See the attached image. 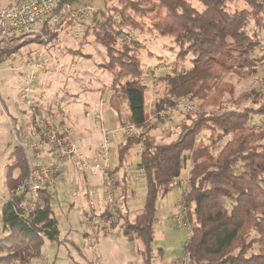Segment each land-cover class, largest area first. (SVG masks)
<instances>
[{
  "label": "trees",
  "instance_id": "trees-1",
  "mask_svg": "<svg viewBox=\"0 0 264 264\" xmlns=\"http://www.w3.org/2000/svg\"><path fill=\"white\" fill-rule=\"evenodd\" d=\"M194 1L202 8L198 9ZM232 1L236 0H119L114 7L98 10L93 16V27H87L84 38L92 33L101 49L102 61L95 64L113 77L101 89V99L109 91L121 94L127 112L125 116L121 110L117 112V126L139 129L137 135L118 146L119 164L114 172L124 170L130 150L142 144L140 166L146 184L143 210L133 221L124 218L121 227L128 241L141 246L143 264L154 262L159 198L174 190L189 155L194 164L183 201L191 224L185 246L187 264H264V142L261 143L264 129L249 127L252 115L264 116V105L261 109L238 111L234 106L246 95L237 97L235 86L221 81L224 75L253 74L258 64L264 62V54L256 56L264 52V0H238L247 3V8L230 11ZM127 29L156 39H170L179 48L178 60L183 64L193 58L189 61L190 68L176 67L160 78L166 84L165 95L154 103L153 121L146 108L144 63L140 56L143 45L130 39L131 31ZM22 47L0 51V64ZM72 54L79 58L82 53ZM180 100L202 102L201 113L188 115L176 125L178 136L159 144L152 135L161 120L158 115L175 109ZM50 112L46 113L41 106L35 113L43 115L45 125H52L54 118ZM57 112L58 116L66 115L62 109ZM35 113L27 112L29 127L21 126L17 117L7 113L21 143L27 133L38 140ZM1 120L7 122L3 113ZM13 134L0 154L2 162L12 150L4 167L7 189L11 191L18 189L29 175L25 149L13 139ZM172 135L169 131L168 137ZM224 139H227L224 146L217 151ZM54 151L52 148L51 153ZM38 152L30 151L32 160ZM237 165L242 172H235ZM127 181L125 174L115 182L116 188L123 186L126 192ZM26 198L24 195L17 202ZM225 199L233 201L230 208L224 204ZM30 200L37 204V210L31 214L32 229L10 206L3 209L0 264H31L39 258L45 240L37 236L38 229L45 231L49 243L60 238L54 195L41 190ZM126 201L125 198L123 202ZM254 247L258 252H254Z\"/></svg>",
  "mask_w": 264,
  "mask_h": 264
},
{
  "label": "rangeland",
  "instance_id": "rangeland-1",
  "mask_svg": "<svg viewBox=\"0 0 264 264\" xmlns=\"http://www.w3.org/2000/svg\"><path fill=\"white\" fill-rule=\"evenodd\" d=\"M10 2L11 0H0V9L6 7ZM118 2L119 0H78L74 2L76 6L92 7L95 9V13L87 15L79 21L77 20L70 23L64 21L63 24L60 25V33H49L50 40L48 43L38 39L33 43H15L9 47V49H11L17 46H23L18 53L14 54L10 59L6 60V62L0 64V154L1 149H3L7 141L10 140L12 132L14 133L13 139H16L19 144L21 143L16 136L12 121L8 118L7 113H9L10 116L12 115L17 117L21 126L29 127L31 123L27 122L26 120L27 112L29 114H31V112L35 113L37 109L41 108V106L43 109H45L46 113L51 111L50 113L54 118L52 125H45L43 123V115L40 113H35V115H41L42 124L45 127H54L74 140L85 158L91 160L96 157L98 158V156L101 154V143H103L102 130L106 129L110 131L111 144L109 146L110 151L108 155V173L112 179L115 192L117 222L109 229L112 230V234H118V238H115V240H118L116 243V247L118 248H116V252L113 255H108V260L106 261H108V264H143L139 253L141 246L137 243L128 241L124 236L121 227L125 222L124 218L128 217L130 221H133L135 217L142 212L141 210H143L146 197V184L145 175L142 167L140 166V155L143 150L142 144L135 145L130 150L124 170L118 172L117 174L114 172L115 168L119 164L118 146L125 142L127 138L137 135L139 133V129L136 126H117L118 129H112V124H114V122L117 124V112L121 110V114L125 116L127 107L125 102H123L121 94H114L112 92L110 94L111 98H109V100L108 98L101 99V89L103 86L109 85V83H111L113 78L111 75L112 73L99 69L95 64V62H101L102 57L100 56L101 49L95 44L94 35L90 33L88 37L84 38L87 32V27H90V29L93 27V16L96 14V12L108 7H114L118 4ZM192 3L198 9L202 8L198 2L194 1ZM245 8H247V3L244 1L236 0L229 3L230 11L243 10ZM48 30L49 29L47 28L46 33ZM127 31L129 32L131 30L127 29ZM130 33V39L138 41L143 45V50L140 51V56L144 63L143 83L146 85V108L148 114H150V121H153L155 120L156 116V114H153L154 103L165 95L166 84L163 83L160 78L170 74L176 67L179 69L190 68L189 61L193 58L189 57L188 60L183 64L180 60H178L179 48L176 45L171 44L170 39H156L147 33L141 34L139 31H131ZM73 51H80L82 54L79 58H76V56L72 54ZM263 54L264 52H258L256 56L259 58ZM86 56H89L90 59L86 60ZM34 63L39 64L37 68H32ZM28 77H33V82L30 84L32 87V92L27 98L26 90L29 84ZM221 81L230 82L231 85L233 84L235 86L237 97L246 95L245 99L243 98L241 101H239L238 106H234V108L238 111L243 112L245 109H261V107L264 105V62L258 64V67L253 74L224 75ZM28 99H32V107L27 105ZM102 102L106 103L105 107H108V102H110L112 106L115 105L113 106L115 112H110L109 116H107L106 113L104 114L105 108L102 110V112H100ZM178 102L183 105L188 104L191 108L189 109L187 107H179L158 115L161 120L156 124V129L152 132V135L156 138V142L159 144H166L174 140L179 133V130H176V125L186 120L188 115L192 113H201V108L203 105L202 102H190L185 100H180ZM60 103H63L64 106H60ZM68 108L74 109L75 115L80 117L81 120H83L85 117L92 119L95 118L96 124L93 122L92 126L91 124L88 125V127L90 126L88 129L92 134L93 142H99L100 145L98 146L99 148L96 156L92 158L86 156V152L84 151L86 150V146L82 147L79 145L77 137L71 133L70 128L64 127L63 117L56 115L58 114V109L64 110V112L67 114ZM1 113L6 116L7 122L1 120ZM87 113H89V115ZM130 127H134L135 129L130 131L128 134V128ZM249 127L256 129L257 131L264 129V116L252 115V120L249 124ZM66 129L67 131H65ZM169 131L174 133L172 137H168ZM39 133L40 132L38 131V134L36 135L38 140H34V136L29 135V133L24 134L25 142H22L24 145L22 147L25 149L29 164V174L31 169L29 160L33 165H47L50 162L56 160V148L53 145L43 143L42 147L40 148L31 146V143L40 142L41 139ZM201 137L203 138L204 135ZM226 140L227 139H224L220 142V146L217 151L222 146H224ZM263 142L264 140L261 143ZM51 147L55 149L53 155H51L52 160L48 159V161H45V158H43L44 152L51 153ZM95 147L91 146L93 149ZM31 150H40L38 153H41V155L37 153L36 157H34L32 160L30 153ZM11 152L12 150L5 157H3L2 162H0V238L4 236V234L2 235L1 233L3 227L2 215L3 209L6 207L2 206V203L4 200L8 199L11 192L17 190L11 191L7 189L8 187L6 185V170L4 167ZM27 153L29 154V158ZM34 161L36 163H34ZM193 164L192 158L189 155L186 168L183 170L181 177L178 179V181L182 182L181 186L180 183H178V188L175 187L174 190L168 194V196L163 199L159 198L157 223H155L154 248L156 252L154 254L153 264L188 263L185 253V246L191 234V224L189 223L187 217V219H184L182 223L184 225L180 226L178 223H176L175 213L179 211L181 204H183L184 196L189 190V182ZM66 166L69 167L71 171V178L68 180V182L66 183L62 179L59 180V174L55 179V187L53 189L45 190H49L53 195L55 194L53 208L55 209L56 218L58 221L60 216V221L58 223L60 225L59 228H61V230L59 229L60 236L61 234H64L61 237V241L60 238H58L56 242L59 246V249L62 244V249L64 248V250L69 253L68 256H66V261H69L70 264H85L86 261H83V259H81L79 256L78 251H75V246L82 244V242L79 241L81 239L75 235V232L77 231L81 233V230L84 227L81 222H86V214H89V209L86 208L87 198L85 191L87 190L84 191L85 188L82 187V180L79 177V173L83 177L88 179L91 178L90 180L96 179L101 181L99 184L93 183V185H95L94 189L98 190L90 191L89 196L97 197L100 194L102 195L103 200L99 199L97 202V208L98 211L102 213L100 214V217L102 218L103 215L104 221H106L109 217V208L103 185L105 179L103 176L85 175L78 170L75 164L69 163ZM74 167L79 172L75 170ZM240 167L241 166L238 165L236 166V173L242 172ZM125 174L128 176V181L126 182V188L128 190L126 192L123 191V186L119 187L118 189L115 186V182L119 179H123ZM96 185H98V188H96ZM88 186L89 185L87 183L86 189ZM59 192L65 195L63 199L62 195L60 198L59 194H57ZM26 197L27 200H30L33 195H26ZM125 198L127 199L126 203L123 202ZM224 204L230 208L233 204V201L225 199ZM185 213H187L188 216L187 210ZM123 215L124 217L121 218ZM71 227H73L72 230L70 229ZM70 230L71 235L64 237L69 233ZM62 241H64V243ZM84 241L85 242L82 246L86 248L87 251L91 250L90 252L96 250V254L98 251L106 250L108 246V242L102 244L97 238L85 239ZM113 242L115 243V241ZM93 245H96V248L90 249L89 247ZM48 246L49 242L48 240H45L43 249L46 251V253H48ZM81 247H79V249L77 248V250L80 251ZM257 247H254V252H258ZM123 248L127 249L128 252L126 250L123 251ZM49 249L51 250L52 248L50 247ZM160 251L163 253L160 254ZM99 261L100 259L96 257L93 259V261H89V263L91 262V264H95V262ZM106 261L101 260L100 262L104 263ZM31 264H52V258H49L48 260V256L45 254L43 259L38 261L36 258L32 260Z\"/></svg>",
  "mask_w": 264,
  "mask_h": 264
},
{
  "label": "built area",
  "instance_id": "built-area-1",
  "mask_svg": "<svg viewBox=\"0 0 264 264\" xmlns=\"http://www.w3.org/2000/svg\"><path fill=\"white\" fill-rule=\"evenodd\" d=\"M70 1V0H69ZM68 0H11V2L0 9V51L8 49L15 43L25 44L33 43L36 40L48 43L50 40L49 33L58 34L61 32L60 25L64 21H79L89 14H94L95 9L89 6H76ZM47 28L49 29L48 32ZM39 64L34 63L32 68H37ZM35 70V69H34ZM29 78L26 97L32 92L31 83L33 77ZM27 105L32 107V99L27 100ZM60 106H64L60 103ZM106 103L102 102L100 112L105 108ZM187 107L188 104L177 103L176 108ZM35 110V109H34ZM33 110V111H34ZM89 115V113H87ZM41 115L36 114L34 117L35 125L39 128L40 142L31 143L36 148L42 147L43 143H48L56 148V160L47 165H33L29 160L31 169L29 176L25 179L23 185L16 191L11 192L8 199L4 200L2 206H10L15 214L24 224L32 229V213L37 210V204L29 199H24L18 203L17 199L24 195H34L41 190L53 189L56 184V177L62 169L69 163L75 164L80 172L90 176H103L106 201L108 204L109 217L106 220L108 226H113L117 222V207L115 208V192L112 179L109 176V151L111 132L103 129V143L101 154L98 158L87 159L81 153L76 142L67 135L60 132L54 127H45L42 124ZM128 134L135 129L128 128ZM67 131V129L65 130ZM21 146H24L20 143ZM34 144V145H33ZM28 158L29 154L27 153ZM181 204L178 212L175 213L176 223L180 226L184 219H187L186 206ZM39 238L46 240L45 231L37 230ZM96 248V245L91 249ZM96 264V263H95ZM99 264V263H97Z\"/></svg>",
  "mask_w": 264,
  "mask_h": 264
},
{
  "label": "crops",
  "instance_id": "crops-1",
  "mask_svg": "<svg viewBox=\"0 0 264 264\" xmlns=\"http://www.w3.org/2000/svg\"><path fill=\"white\" fill-rule=\"evenodd\" d=\"M77 5H79V4H77ZM111 93H112V91L107 92L105 94L104 98H108V100H109V98H111V95H110ZM110 105H111V103L108 102V107H105V110H104V114L106 113L107 116H109L110 112H113V113L115 112L114 107L110 106ZM86 112H87V110H86ZM63 121H64V127L70 128L71 133H73V135L75 137H77L79 145L82 146V147L86 146V150H84L86 152V156L90 157V158L96 156V153H98V148H99L98 146H100V145H99L98 141H97L98 143H96V141H95V143L93 142L92 134H91V132L88 129V128H90V126L88 127V125L91 124V126H92L93 122H95V124H96L95 118L92 119V118H86L85 117L83 120H81L80 117L75 115L74 109H71V108L69 109L68 108L66 116L65 117L63 116ZM112 129H114V130L118 129L117 124L115 122H114V124H112ZM99 132H100V129H99ZM91 146H93V147L96 146L97 149H96V147L93 149V148H91ZM39 154L41 155V153H39ZM51 155H53V153L44 152V157L43 158H45V161H48V159L52 160L51 159ZM39 158H41V157H39ZM75 170H77V169L75 168ZM59 173H60V175H59L58 179L59 180L62 179L66 183L71 178V171H70V168L67 167V166L65 168H63L62 171L59 172ZM79 177L82 180V183H81L83 185L82 187L85 188L84 191L87 190V191H85V195H86V198H87V207L86 208L89 209L88 210L89 214H86V217H85L86 222H84V223L81 222V224L84 226L82 228V230H81V233H79L77 231L75 232V235L79 239H81L79 241L82 242V244L75 246L76 247L75 251H78V254L81 257V259H83V261H86L85 264L89 263V261H93V259H95L96 257L98 259H100V261L101 260L106 261V260H108V255L109 254L113 255L116 252V248H118V247H116V243L118 242V240H115V238H118V234H115V235L112 234V230L109 229L112 226H108L107 225V222L104 221L103 215H102V218L100 217V214H102V213L98 211L97 202L99 201V199L103 200L102 199L103 198L102 195L100 194L97 197L93 196L94 198L89 196V192L90 191L98 190V189H94L95 185H93V183L94 184H97V183L99 184L101 181L100 180H96V179L90 180L91 178L88 179L86 177H83L80 173H79ZM89 182H91V183H89ZM87 183H88L89 186L86 189ZM178 183H180V186H181L182 182L178 181V179H177L175 181V186L176 187L178 186ZM96 188H98V185H96ZM185 189H186V187H185ZM57 194H59L60 198H61V195H62V199H63V197H65V195L62 194L61 192H59ZM54 196H55V194H54ZM54 199H55V197H54ZM54 211H55V209H54ZM59 221H60V216H59ZM59 221H58V223H59ZM59 227H60V225H59ZM59 229L61 230V228H59ZM70 229L72 230L73 227H71ZM71 230L64 237H66L68 235H71ZM62 235H64V234H61L60 241H61ZM90 238H97L102 244H104L105 242H108L107 249L98 251L97 254H96V250L92 251L93 253L90 252L91 250L87 251V249L84 248L82 245L85 242L84 241L85 239H90ZM113 241H115V243ZM62 242L64 243V241H62ZM73 242H74V240H73ZM109 242H111V243H109ZM62 246L63 245L61 244V247L59 249V246H58V244L56 242L49 243V246L47 247L48 248V251H47L48 253H46V251L44 249H42L41 255L39 256V258H37L38 261L40 259H43V257H45V254H47L48 260H49V258H52V264H70L69 261L68 262L66 261V259H67L66 256H68L69 253H67L64 250V248L62 249ZM93 246H91V247H93ZM50 247L52 248L51 250L49 249ZM79 247H81L80 251L77 250V248L79 249ZM91 247H89V248L91 249ZM105 248H106V246H105ZM124 250L127 251V249L123 248V251ZM100 261L99 262H95V263L96 264L97 263H99V264H108L107 263L108 261H106L104 263L100 262ZM89 264H91V262Z\"/></svg>",
  "mask_w": 264,
  "mask_h": 264
}]
</instances>
